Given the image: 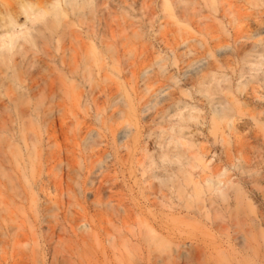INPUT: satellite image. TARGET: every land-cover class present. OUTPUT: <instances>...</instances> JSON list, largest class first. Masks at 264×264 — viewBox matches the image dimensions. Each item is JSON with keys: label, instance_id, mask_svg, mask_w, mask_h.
I'll use <instances>...</instances> for the list:
<instances>
[{"label": "rangeland", "instance_id": "1", "mask_svg": "<svg viewBox=\"0 0 264 264\" xmlns=\"http://www.w3.org/2000/svg\"><path fill=\"white\" fill-rule=\"evenodd\" d=\"M93 6L66 15L101 74L71 35L40 70L80 97L0 107V264H264V0Z\"/></svg>", "mask_w": 264, "mask_h": 264}, {"label": "bare ground", "instance_id": "2", "mask_svg": "<svg viewBox=\"0 0 264 264\" xmlns=\"http://www.w3.org/2000/svg\"><path fill=\"white\" fill-rule=\"evenodd\" d=\"M47 3H48L47 5L45 2L44 3L45 5L41 6L39 1H36V0L35 1L34 0H0V30H1V33H0V67L1 68L3 67V69L5 70V73H4L5 75L3 74L4 71L0 70V72H1L0 73V89L2 88V92H5L7 90L5 94L3 93V95L1 94L2 96H0V107L1 108L2 107L5 108L4 106L6 104L8 105L9 103H13V107H16V106H14V104L17 106H18V104L22 106V105H25V104H22L23 102L28 101L27 102L28 106L25 105L24 107H28L26 109L29 112L30 111L29 103L30 102L32 103V101L36 100V98L39 96L37 94L38 92L40 93V95L42 93L47 92L48 95L50 94L53 96L52 97L53 99L51 98L52 102L57 100V103L56 102L55 103L59 104L58 102H60V105H63L67 100L71 101L74 98H76L77 96L80 97V94L75 91L77 89V86L75 85L76 86L75 89H74L75 86L73 87L74 82L76 81L75 78H74L75 81L74 80L72 81V79L70 78L71 82L73 83V84H71V87H73V88H71L73 90L72 94H70L69 92H65V96H64L63 90H62L63 92H61V95L58 94V92L60 93L61 88L64 89V85H63L64 79L63 78H65V80H66L67 77L72 76L73 73L75 74L76 69L72 70V68H71V72H68V73H70V76H67L66 72L64 73L65 75L64 74L61 75V73H62L61 71H63V70L58 69L61 66L58 64L60 67L57 68L56 67L57 64H55V67L57 68V70L58 71L61 70L60 74L59 73L57 74L58 77L54 75L55 74L54 72H53L54 73L53 76H55V77L51 76L49 78H47V77L43 78L42 75L40 74L41 73L40 70L44 66H48L50 61L54 62V58H55L54 52L55 51H58V52L61 51L60 49L58 50V47L56 46V42L58 43V45L60 43H63V42L59 41L60 40L59 38H62L63 41H64L63 38H66L67 41L68 40L70 41V42H68L70 44H71V41L76 40L77 45H78L80 50L77 49L78 47L76 48L73 45H71L70 47L67 48L66 46H68L69 44H67L66 46L64 44H60V48L62 45H64L63 51H65V52L67 51L68 53H71L70 56L72 57V59L74 61H76L77 56L79 57V55H81L84 52V49H85L84 40L85 39H87V40L95 39L98 42V44H97V46H95L94 44L96 42L95 43L90 42V45L92 48L91 50H93L92 53L94 54L93 55L94 57L91 56L90 58H92V57L96 58L97 57V61L100 64L99 73L101 74V72L103 71L104 54L106 53L105 51H107L105 48V44H106L105 40L106 39L104 40L105 37H103V32H102L105 30V28H104V30H103V28H101L102 30L100 28H99L100 30H98V28H97L98 31H96V30H93L94 27H89L92 29L91 30L90 29L85 30L86 31L85 35H83L82 34L83 32L78 33V31L77 32L73 31V29H75L74 28L75 26H73V25H72L73 26L72 30L70 28H68L69 26L71 27V25H70L71 23H69V25H68V22H67L68 16L67 15H68V12L74 13L82 4L88 3L92 6L95 5V6H93V7H96V9H94V12L96 10L97 11L96 15L99 14L101 16V18L103 19L102 16H105L103 13L106 14V11L103 12L104 11L103 7H104V4L106 5V0H55L54 2H50V3L47 2ZM79 11H80V9H79ZM93 13L91 14L92 16H93ZM63 15H65L66 17H64ZM21 16L25 17V20L22 23L19 21V18ZM62 17H64L66 20L64 21L63 20L64 18L62 19ZM72 17H74V16H72ZM50 18H53L54 21H53V19H50ZM101 18H100V20L102 21V24H100V26L103 27V25H104L103 20L104 19L102 20ZM61 19L65 23L64 25H63V22H60ZM93 19H95V18L93 17ZM80 21H82V20H80ZM71 22L73 23V21H71ZM98 23H99V21H98ZM60 24L63 25L61 30H59ZM27 25H28V27H27ZM74 25H75V23H74ZM25 26L27 29L24 32H21L20 34H17V35L14 34V31L16 28H18V27L21 28V27H25ZM89 26H90V24H89ZM97 27H99V26L97 25ZM65 28H66V30H65ZM82 28L83 27H81V29ZM81 29H79V30H81ZM64 30L65 31L69 30L70 33L68 31L67 32L68 35L65 34L66 32H64ZM64 35H66V37H63ZM70 35L73 36V39H75V40H70L72 38ZM68 36L70 37V39ZM67 37H68V39H67ZM64 43L66 44V42H64ZM90 45L88 44V47ZM93 45L95 47H92ZM106 46H108V45H106ZM38 49H41L40 51L43 53L44 57H41V58L35 57V54H36L35 51ZM87 51H88V49H87ZM30 52L33 53V56H32V54H30ZM28 53L30 54V56L28 55ZM88 55H90V54H88ZM65 56H66V54H65ZM85 56L83 54V57H85ZM59 57H60V55H59ZM68 59L66 61H70ZM85 59H88V57ZM57 60H59L58 57H57ZM80 60H81V58H80ZM92 60L96 61V59H91V61ZM60 61L63 62L62 59ZM81 61L83 62L84 58ZM88 61L87 60L84 61L85 69H83V70H85L88 73L87 74L84 71V73L87 74L86 76H88V78L91 80V78L93 79L94 77L90 78V76H92V67L89 64H92V63H91V61H90V63H88ZM56 62L57 61H55V63ZM82 62H81V64H82ZM76 63H77V61H76ZM60 64L62 65V63H60ZM49 65H51V64H49ZM51 66H53V64ZM51 66H50V68L53 69L54 66L53 67H51ZM81 66L84 67V65H81ZM50 68H48V69H50ZM62 68H65V67L62 65ZM66 69H68V68H66ZM80 69H81V67H80ZM47 70H44V73H47L48 72ZM68 70H70V68ZM52 71L50 73H52ZM55 72H56V69H55ZM77 73H80V70ZM84 73H81L80 75H84ZM77 77L79 79V76H77ZM81 78L79 80H81ZM84 79H85V77H84ZM89 79L87 80L88 82H90ZM65 82H70V80H66ZM15 86H16V88L19 87L18 91L21 90L20 93H18V91H17V93L15 92L16 93L15 94L13 92V90H11L12 87H14V89H15ZM67 88H69V87H67ZM4 89H6V90H4ZM66 89H65V91H66ZM74 94H76V95H74ZM54 99H56V100H54ZM30 100H32V101H30ZM77 100H79V98H77ZM59 106H57V107H59ZM24 107L23 108L21 107V109H20V107H16V108H17V110L19 108L20 110L23 111ZM26 109L24 111H26ZM223 112L224 111H222V113ZM16 113H18V112H16ZM25 113H27V112H25ZM25 113L22 112L21 114H19V115H22L20 117L26 116ZM32 113H33V110L30 113V115L28 114L27 116H31ZM219 115H220V117H222L220 112H219ZM89 139H91V141H94V138H92V137L90 138V136H89L88 140L86 138L87 141H85V140L84 141L88 143ZM87 143H85V144H87ZM94 143H95V141H94ZM85 163H88V162H85ZM90 165H88V166H90ZM68 166H72V165H68ZM88 166H86V167H88ZM100 166L101 165H99V167ZM66 169H68V168H66ZM91 169L93 170V168H91ZM101 169H102V167H101ZM89 170L90 169H88L87 172H89ZM67 176H69V175H67ZM94 194H95V196H98L99 190H96L94 192ZM107 206H110V208H112V202L108 201ZM149 231L152 232V230H149ZM150 240L154 242V240H158V238L156 239V237L152 236L150 238ZM162 243L163 242H160V244H162Z\"/></svg>", "mask_w": 264, "mask_h": 264}]
</instances>
